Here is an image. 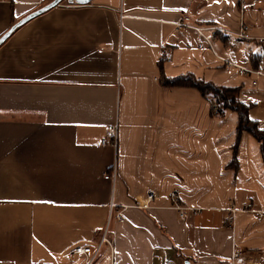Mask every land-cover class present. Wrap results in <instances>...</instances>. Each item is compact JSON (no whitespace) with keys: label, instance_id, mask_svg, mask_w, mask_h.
<instances>
[{"label":"crops","instance_id":"1","mask_svg":"<svg viewBox=\"0 0 264 264\" xmlns=\"http://www.w3.org/2000/svg\"><path fill=\"white\" fill-rule=\"evenodd\" d=\"M52 1L0 0V37ZM251 1L61 0L13 29L0 44V264H84L72 252L98 242L110 201L148 189L154 207L110 220L112 256L104 245L94 264H264V217L239 209L229 223L225 210L264 211L260 142L237 140V114L211 115L197 89L162 84L192 74L241 87L264 130V73L225 64L263 71L264 0L241 9ZM240 15L248 39L211 29L235 32ZM183 17L201 31L177 29ZM114 122L116 149L101 144Z\"/></svg>","mask_w":264,"mask_h":264},{"label":"built area","instance_id":"2","mask_svg":"<svg viewBox=\"0 0 264 264\" xmlns=\"http://www.w3.org/2000/svg\"><path fill=\"white\" fill-rule=\"evenodd\" d=\"M256 1L257 0H252L250 3H247V4L241 3V5H240L241 9H243L246 6L253 5L254 3H256ZM123 17H124V15L120 12L119 18L122 19ZM187 21H188V17H183L180 20H178L177 22H175L174 25L177 29L190 28V29H194L198 32L201 31L199 27L187 24ZM211 29L213 31H222V32L224 31L225 33L235 35L236 37L242 38V39L250 38V36L248 34L249 25L247 23H245L242 15H240L239 28L235 32L227 31V30L220 29L217 27H211ZM259 41L264 45V36H261L259 38ZM225 64L228 67L235 68L240 75H251L253 73H255L257 75L263 74V72H261V71H256V70H253L251 68L236 65L233 62L228 61V62H225ZM252 83L256 84L255 81H253ZM117 143H118V123L114 122V123L106 126L105 134L101 138V144L102 145H110L114 149H116ZM104 177L106 179L112 177L114 180L115 172H111L110 174H105ZM156 199H158L157 192L154 189H148L142 198L135 199L131 204L124 205V204H117L114 201H110L109 209H108V216H107V225H106L105 229L103 230L102 234L100 235L98 242L93 247H91V246H78L73 250L72 253L76 254V255H84V264H94V262L99 257V254H100L102 247L104 245H106V246H108V248L110 250V254L112 256V251H113L112 243L108 237V223L110 222V220H116L118 222H123L124 218H123L122 213L127 207H135V208H139V209L149 210L152 207H154V203H155ZM168 208L175 210L178 213V216L180 218H182L185 214L186 208L183 207L179 202V191L177 189L171 190L168 194ZM239 209L246 210V211H254L258 217H261V218L264 217V211L253 210L252 202L247 201L240 208H237L234 204H230L225 209L228 212L227 222L231 223L233 214L236 211H238ZM237 255L238 254L236 253L235 256H237Z\"/></svg>","mask_w":264,"mask_h":264},{"label":"trees","instance_id":"3","mask_svg":"<svg viewBox=\"0 0 264 264\" xmlns=\"http://www.w3.org/2000/svg\"><path fill=\"white\" fill-rule=\"evenodd\" d=\"M252 67L258 68L260 57L252 56ZM257 59V62H256ZM264 73V63L262 65ZM162 84L166 87H193L197 89L205 98L211 100V115L221 116L226 110L234 111L237 114L236 134L237 140L243 131L252 134L261 144V151L264 161V130L260 129L257 122L251 120L248 115L250 106L239 99L241 87L219 86L212 82L197 79L192 74L181 75L173 78L163 76ZM236 144L234 146V153ZM236 166V158L230 163Z\"/></svg>","mask_w":264,"mask_h":264},{"label":"water","instance_id":"4","mask_svg":"<svg viewBox=\"0 0 264 264\" xmlns=\"http://www.w3.org/2000/svg\"><path fill=\"white\" fill-rule=\"evenodd\" d=\"M61 0H53L52 2H50L49 4L31 12L30 14H28L27 16L23 17L21 20H19L18 22H16L15 24H13L6 33H4L1 37H0V44L5 40V38H7V36L13 31V29H15L17 26H19L20 24L26 22L27 20L31 19L32 17L46 11L47 9L57 5ZM73 1V0H71ZM75 2H84L86 0H74Z\"/></svg>","mask_w":264,"mask_h":264}]
</instances>
